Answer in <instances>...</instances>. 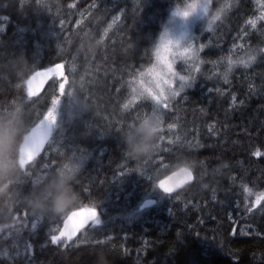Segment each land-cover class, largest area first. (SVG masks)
Returning a JSON list of instances; mask_svg holds the SVG:
<instances>
[{
  "label": "trees",
  "instance_id": "1",
  "mask_svg": "<svg viewBox=\"0 0 264 264\" xmlns=\"http://www.w3.org/2000/svg\"><path fill=\"white\" fill-rule=\"evenodd\" d=\"M196 1L0 0V127L21 116L27 127L18 187L27 193L62 172L79 194L58 214L15 206L0 228V264H90L100 249L115 264H264V17L241 32L264 0H209L193 27L198 64L180 68L190 85L163 110L133 98L170 17ZM57 64L61 75L32 92L33 73ZM53 97L49 137L23 164L22 146ZM152 114L160 117L153 150L128 154L125 138ZM184 160L195 161L193 181L162 191ZM93 208L99 223L67 244L51 240L69 214Z\"/></svg>",
  "mask_w": 264,
  "mask_h": 264
},
{
  "label": "rangeland",
  "instance_id": "2",
  "mask_svg": "<svg viewBox=\"0 0 264 264\" xmlns=\"http://www.w3.org/2000/svg\"><path fill=\"white\" fill-rule=\"evenodd\" d=\"M192 4H195L196 6L194 8H190L189 5L186 9L177 11L170 17L157 42L153 63L144 69L132 83L133 98H138L140 96L146 97L153 102L156 108L163 110L165 107H167L172 97L190 85L188 76L185 75V73L182 72L180 68L185 69L186 66L191 67L197 66L198 64L199 44L195 39L193 27L207 11L209 0H199L193 2ZM185 12H187V15H184ZM263 17L264 1H257L255 14L250 16L245 21L241 32L243 33L248 29H252L255 23ZM2 20H4V18ZM210 26L211 24L209 27ZM2 28L3 26L0 22V30ZM235 46L231 50L236 51L238 46ZM231 50L230 52H233ZM53 72L58 76H60L62 73L60 67L58 69L55 67ZM181 77L184 79L182 80ZM182 84L183 87H181ZM157 96H159V100L155 99ZM48 124L49 121L46 120V122L33 130L28 138L33 134H38L41 137L42 147L50 134L51 124ZM45 127H48V133L47 136H42V131ZM27 140L25 141L24 145L26 144ZM24 145L20 151L21 162L23 164L24 161L27 162L33 157L24 158L22 156ZM91 213L92 215L89 216L88 210H79L69 214L66 218L64 227L60 233L56 235V241L63 245L67 244L74 238L79 228L88 223L97 224L94 222L95 220H99L96 212L91 210ZM85 217H88V219L84 220V222L81 224L80 221ZM75 218L79 219V223L77 224L78 226L74 225L67 229L66 224ZM22 222L25 223L24 220H22ZM69 232H72L73 234L68 236L67 233Z\"/></svg>",
  "mask_w": 264,
  "mask_h": 264
},
{
  "label": "clouds",
  "instance_id": "3",
  "mask_svg": "<svg viewBox=\"0 0 264 264\" xmlns=\"http://www.w3.org/2000/svg\"><path fill=\"white\" fill-rule=\"evenodd\" d=\"M26 121L23 116L19 123L7 128L0 127V228L8 226L7 221L12 219L11 213L15 206L22 205L31 208L37 213H60L76 203L79 194L73 187L71 177L62 172L48 175L43 180L34 182L31 190L23 193L18 185L21 184V163L17 161L18 149L23 138L21 125ZM160 117L156 114L142 119L135 127L132 136L125 138L126 151L130 155L143 156L149 154L154 148V140L159 132ZM16 128L13 133L12 128ZM181 168L194 171L195 161L184 160ZM187 174L186 172L184 173ZM98 216V209L93 208ZM102 264H109L104 257Z\"/></svg>",
  "mask_w": 264,
  "mask_h": 264
},
{
  "label": "water",
  "instance_id": "4",
  "mask_svg": "<svg viewBox=\"0 0 264 264\" xmlns=\"http://www.w3.org/2000/svg\"><path fill=\"white\" fill-rule=\"evenodd\" d=\"M55 67H47V68H43V69H39L37 71H35L33 73V75L30 78V89L32 92L36 93L38 92L44 85V83L46 82V80L48 79L49 75L54 71ZM35 140L36 143L39 144L38 149H36L33 154L31 153H25V149L22 152V156L24 158H29L34 156L36 153H38L41 149V137L38 134H33L31 137ZM181 167L176 168L175 170H173L168 176H166L164 178V180L161 182V184L159 185L160 189L166 193H173L181 188H183L184 186H186L187 184L191 183L194 179V174L193 171L192 173V179L188 180L185 178V174L183 172L180 171ZM164 185L167 188H170L171 191L168 192V190H165L164 187H161V185ZM154 201L153 198H148L145 199L143 201V206H148L150 205L152 202ZM79 223V219H73L71 221H69L66 224V228L69 229L70 227L77 225Z\"/></svg>",
  "mask_w": 264,
  "mask_h": 264
},
{
  "label": "snow or ice",
  "instance_id": "5",
  "mask_svg": "<svg viewBox=\"0 0 264 264\" xmlns=\"http://www.w3.org/2000/svg\"><path fill=\"white\" fill-rule=\"evenodd\" d=\"M195 6H196L195 4H192V5H190L189 7H190V8H194ZM239 7H240V5L238 4V5H237V10L239 9ZM184 15H187V12H185ZM253 23H254V22H253ZM262 51H264V50H262ZM253 59H255V55H250V56H249V60H253ZM231 64H232V61H229V67H231ZM59 67H60V65L57 64V65H56V68L58 69ZM181 79L183 80L184 78L181 77ZM61 85H63V87H61ZM181 87H183V84L181 85ZM59 88H60L61 90H64L65 85H64L63 83H61V84L59 85ZM69 94H71V93H69ZM155 99H156V100H159V96L155 97ZM56 105H57V99H56V97H53V99H52V107H50V108L48 109V111H47V115H46V119L49 121V124H51V122H53V121L55 120L54 112H55V109H56ZM49 124H48V125H49ZM48 125H47V126H48ZM47 133H48V127H45V128L43 129V131H42V136H47ZM38 147H39V144L36 143L34 139H32V138H28L26 144L24 145L25 153H31V154H33V152H34L36 149H38ZM24 163H25V161H24ZM180 171L183 172V173H185V172L187 173V174L185 175V178H186V179H188V180H191V179H192V173H191V171L186 170V169H183V168H180ZM262 171H264V170H262ZM262 179H264V178H262ZM161 187H164L165 190H168V192L171 191L170 188L165 187L163 184L161 185ZM260 199H261V197L258 196V197H257V203L260 202ZM88 211H89V216H91V215H92V213H91V209L88 210ZM249 211H251V209H249ZM259 211H260L261 213H264V204H261V207H260ZM87 219H88V217H85L84 219H82V220L80 221V223L82 224V223L84 222V220H87ZM94 222H95V223H99V220H95ZM77 226H78V225H77ZM7 227H8V226H7ZM72 234H73L72 232L67 233L68 236H71ZM51 240H52L53 242H55V241L57 240V237H56V236H52V237H51ZM100 253H103L104 257H106V259L109 261V264H115L113 254H112L110 251H107V250H104V249H100L99 251L95 252L94 256H93V257L91 258V260H90V264H98L99 254H100Z\"/></svg>",
  "mask_w": 264,
  "mask_h": 264
},
{
  "label": "bare ground",
  "instance_id": "6",
  "mask_svg": "<svg viewBox=\"0 0 264 264\" xmlns=\"http://www.w3.org/2000/svg\"><path fill=\"white\" fill-rule=\"evenodd\" d=\"M149 198H152V197H149ZM146 199H148V198H146ZM144 200H145V199H144ZM153 202H154V201H153ZM153 202H152V203H153ZM142 205H143V202H142ZM144 207H145V206H144Z\"/></svg>",
  "mask_w": 264,
  "mask_h": 264
}]
</instances>
